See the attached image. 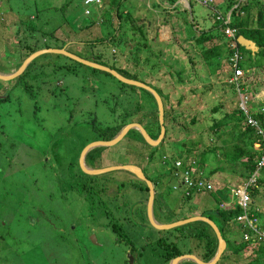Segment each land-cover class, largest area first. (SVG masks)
Returning a JSON list of instances; mask_svg holds the SVG:
<instances>
[{
    "label": "rangeland",
    "instance_id": "1",
    "mask_svg": "<svg viewBox=\"0 0 264 264\" xmlns=\"http://www.w3.org/2000/svg\"><path fill=\"white\" fill-rule=\"evenodd\" d=\"M135 1L131 0V3L135 5ZM137 1L144 6L143 1ZM196 1L187 0L185 3L184 0H175L174 3L178 6L175 11L179 12L181 9L189 7L188 9L194 10L193 16L199 18L196 25H201V22H211L213 10L210 5L204 4L202 0ZM215 1L220 3V7L227 2V0ZM246 1L251 2L252 8H258L256 0ZM128 2L129 0H115V3L109 5L103 1V7L99 8L94 5L84 6L82 0H8L2 4L6 5L8 10L0 8V12H9L11 8L12 11L25 17L23 26L18 25L17 32L15 30L14 33L8 31L15 41L3 44L6 52L10 51L14 56L22 54L23 51L25 53L26 50L21 48L22 44H30L32 40L40 39L42 31L51 32L52 28H58L54 27L57 23L62 22L60 31L63 30V33H58L59 37L57 38L59 41L65 40L66 49L68 47V49L75 50L78 55H91L90 57L93 59H95L93 54H100L103 51L107 58L96 56L94 63L100 64L98 62H101L111 65L115 62L117 66L127 69L133 76L126 78L135 82L142 81L148 87L144 88L140 83H134V81L126 83L114 74L103 72L105 69L96 65L79 64L70 55L52 53L37 60V62L43 61L42 63L34 61L33 68L28 69V72L21 77L23 81L13 77L14 79L0 82V87L6 86L5 90H0V226L9 225L10 234L15 235L14 242L24 248V253L27 256L20 257L19 252H16L20 257L17 264H127L125 259L130 256L136 259L134 264H167L160 258L161 247L154 246L153 243L139 249L137 253L134 251L132 254L128 253L126 244L112 229V226L116 225L114 223H121L122 229L126 231L125 234H129L133 240L138 237L141 225L144 224V229L149 237L152 240L157 238L158 231L156 228H151L148 223L150 222L148 217L149 190L148 192L145 190V184L148 186L149 179L145 180L136 173L124 169H110L88 178L82 171L78 178L80 180L76 185V191L66 190L63 196L56 194L55 191L49 193V190L43 187L41 182L44 178H39L37 182L39 191L35 193L33 190L27 193L21 188L26 182L22 181L21 164L23 162L26 166L27 163V171H29L32 168V159L28 157L43 155L42 146L45 160L52 159L54 153L52 154L49 149L52 150L53 145H56L58 156H62L63 165L71 171V168L80 164L79 156L82 148L93 141L101 140L102 134L107 132L108 127L121 123L125 125L137 123L143 128L147 126L150 130L154 126L151 121H155L158 115L154 109L155 105L157 107L156 98L152 92L154 90L160 96L164 110H166L164 123L171 125L166 128L168 135L160 138L158 143L152 144V141L140 139V135L142 137L143 135L136 128L140 135L135 132L132 134L127 132L118 142L95 150L92 154L93 157L108 156L98 163L100 166L114 164L112 161L114 160L115 164L123 165L125 162L136 165L134 167L141 166L143 169L146 167L149 176L158 175L167 168L170 164L169 160L173 156L187 150L188 140H195L194 137L199 136L201 130L210 125L213 120L211 111L213 107L221 105V108L219 107L221 112L234 111L236 106L241 109L239 100L231 92L232 87L227 82L230 77L228 62H223L216 71L209 74V70L205 68L199 55L200 48L209 44L206 42L205 44L192 45V40L185 39L186 32H192L195 28V25L192 27L190 21L181 20V25L166 24L169 15L162 11V16H157L154 18L155 20L152 19L154 24L149 23L147 26L151 33L146 35L145 39H148V44L145 48L136 44L113 45L112 42L107 41V32H118V24H112L114 18L111 14L117 9L119 12L123 10ZM257 2L259 6H264V0ZM166 5L168 6L166 8L175 7L168 0ZM36 10L39 11L37 18L30 19L28 16ZM160 10L163 9L160 8ZM223 11L222 9L219 12L223 13ZM182 14L184 18H188L187 11ZM89 19L93 25L91 24L87 28L84 25ZM172 20L175 21V17ZM34 21L36 24L33 23ZM30 23L36 26L35 29L42 27L43 30L31 33L26 28ZM76 24L80 27H77ZM165 25L167 26L165 27ZM23 27L24 31H19ZM155 28L156 30H154ZM202 28L199 26L198 33ZM165 30L166 33H164ZM214 30L212 29L211 33L218 36ZM121 32L120 30L119 33ZM129 36L127 29V37ZM220 36L224 35L220 34ZM134 37L135 40H142L137 35ZM100 38H102V42H100ZM51 39H48L49 43H52ZM223 40L222 37L215 38L213 41L220 43ZM90 41L92 44H89V48H87ZM129 41L131 40L129 39ZM82 44H85L83 49L79 47ZM226 46L224 44V47ZM112 49L118 55L117 61H113L112 56L110 57ZM63 51L65 50L63 49ZM240 52L243 55L240 63L242 64L243 61L250 63L252 56L246 51L240 50ZM13 55L10 54V57ZM25 58L20 62L17 57L16 63L20 62L21 64ZM190 58H194L195 62L190 61ZM256 58L261 62L259 68L253 66L246 70L248 81L251 78L257 81L250 85L252 89L256 85L258 86V82H264V56L258 53ZM8 59L9 56H6V60H0V69L6 74H11L17 71L18 67L17 64L13 65L9 72L7 69L13 62L10 63ZM64 64L67 65V68L63 67ZM91 67L97 70H93ZM193 73H197L196 78ZM210 86L211 88H209ZM25 88L28 89L25 90ZM248 93L249 96L244 98V100L248 99L247 103L245 102V106H243L246 110L254 109L257 104L263 105L264 96L261 92L256 95ZM241 104L244 103L241 102ZM136 116L140 120L134 121ZM192 117L195 119L194 123L190 122ZM245 121L246 117H243L242 122ZM59 127H61V131H58ZM78 132L86 139L74 142L73 144L76 146L73 147L70 143L73 142L72 137H75ZM177 133L182 134L177 137ZM224 136L228 135L224 134ZM14 146H19V149H14L13 153L11 151ZM150 152H153V157L149 160L146 156ZM160 158L164 159V163L158 162ZM87 163L91 164L89 160ZM75 170L78 171L77 168ZM241 170L242 168L238 167L234 173L237 175ZM146 172L141 174H146ZM43 173H46L47 176L50 175L46 171ZM100 179L107 183L106 193L115 189L118 194L117 200H113L115 203L109 206V212L106 211V206L110 202L99 201V199L101 200L100 194L80 192L82 184L91 181L93 190L98 192ZM211 179L217 185L224 184L221 186L225 188L226 195L224 197L231 193V187L242 184V177H237L229 172H225L224 175L211 176ZM115 186L117 188H114ZM168 186L171 187L172 184L169 183ZM62 187L63 192L65 186ZM30 194L37 196L35 201L30 199ZM50 194L53 196H49ZM179 194V190L170 188L168 197L165 196L166 199L158 195V200L154 203L156 205L154 210L157 214L154 212V216L157 219L162 217L161 219L169 220L183 217L184 213L186 215L202 213L201 216L209 217L211 212L203 211L200 208H204L205 205H208V209L214 206L215 202L208 198V194L201 193L198 199L193 201V204L196 205L193 211H188L192 205L191 202L182 201L179 203ZM21 195H23L22 198ZM259 195L254 201V206L264 216V196ZM142 202H144L143 217L139 204ZM119 203L122 206L128 203L127 206H123L125 211L122 210V207L117 206ZM157 203L160 208H157ZM136 205L138 208H135ZM163 205L164 207H162ZM218 207L221 209L230 208L229 199L224 200ZM163 208H165L164 211ZM159 209L163 213L157 211ZM169 209L170 211L167 212ZM63 213H65L64 218ZM54 215L60 220H54ZM196 221H202V227L199 228L212 236L214 230L208 221L195 220L192 221L193 224ZM258 222L264 224V219H258ZM197 226L194 225V228ZM220 226L222 225L220 224ZM184 229L189 230V227H184ZM234 231L236 230L234 229ZM224 232L226 231L224 230ZM93 235L96 240L92 237ZM170 238L168 237L166 240L170 241ZM190 238L182 233L177 242L178 247L184 249L182 250L184 252L187 249L189 251L186 252L187 254L201 257L206 249L207 241L201 237ZM136 241L138 242V240ZM218 242L217 238V244ZM252 246L250 245L246 249L242 254V259L236 263L232 259L239 255L229 252L230 256L220 263L218 260L214 264H246L249 257L255 256ZM86 249L88 252H85L86 257L83 259L80 254L82 256ZM10 250L3 254L0 253V264H14L12 259L15 256H10ZM183 264L198 263L193 260V262ZM260 264H264V261Z\"/></svg>",
    "mask_w": 264,
    "mask_h": 264
},
{
    "label": "trees",
    "instance_id": "2",
    "mask_svg": "<svg viewBox=\"0 0 264 264\" xmlns=\"http://www.w3.org/2000/svg\"><path fill=\"white\" fill-rule=\"evenodd\" d=\"M174 1L175 0H169L171 4H174ZM257 1L258 0H256V3L258 4L257 9L252 8L251 2H248L246 0H227L225 5L221 7L217 6L218 9L224 10L222 13L223 17L225 13L228 12L232 8V10L230 11L228 24L236 28L237 36L243 35L244 37L253 40L256 43V45H258L260 48V50L255 55H252L251 51L245 49L244 47L240 46L237 43L239 50H242V52L246 51L250 56H252L250 63L249 61H243L242 64L240 63L241 61L239 62V66L243 67L246 70H249L250 67L252 68L253 66L256 68H259L258 66L261 65V62L260 60L256 58V55L260 53L261 56H264V6H261V5L259 6V3ZM110 2L115 3V0H111ZM91 5L95 6V4H91ZM234 5L235 7H233ZM174 6L175 7L173 8H166V7L163 8L164 11H167L166 12L167 15H169L167 18L168 21H166L165 23L166 24L170 23L172 26L173 24L181 25L180 21L186 20L187 22L190 21V24H192V27L195 25V28L192 30V32H186L185 39L192 40V45L205 44L206 42L207 44H209L206 47L200 48L199 55H200V58L205 68L209 70L208 73L209 74L213 73L219 68V66L223 62H226L229 54H231V50L228 47L227 43L224 42V40L220 43L213 41L215 38H222L220 34H223V32L220 31L219 28L223 27L224 24L221 21H216L213 25H211L208 28L203 27L202 29H200V32L198 33V28L200 25H196V24H198L199 18L196 16L195 17L193 16L194 10L188 9L189 8L188 7V8L181 9L179 12H176L175 9L178 6L176 4ZM186 11L188 14L187 19L184 18V15L182 14V12H186ZM132 12H133L132 10H127L126 13H124L123 10H121L120 12L118 11V9L116 10V14H117L116 17L117 19H119L117 29L121 30L122 32L119 34H116V36L114 32H110V33L107 32V37H106L107 41L109 40L110 42H113L112 43L113 45L114 44H120V45L128 44L126 40H123L121 38L123 36L124 29L126 30L128 29L130 31L131 37H134V34H137L138 31H140L142 40L141 41L137 40L136 45L142 48L146 47V44H148L145 41L146 36L144 37L143 35L144 32L142 31V26L137 24L138 22L136 18L134 20V18L132 17ZM173 17H175V21L172 20ZM89 23H93V22H91V20L89 19L86 21V24L84 26L86 27ZM112 24L113 25L117 24V22L114 21ZM126 24L129 26H127ZM125 26L127 28H125ZM35 27L36 26H33L30 23V25H27L26 28L31 33L36 32L38 30H43L42 27H38L36 28L37 29L36 30ZM212 29H215L214 32H217L216 35L218 36H215L211 33ZM44 31H42V35H40V39H42L43 37H46L47 34L50 33V32H46V31L44 32ZM40 39L37 38L35 40L30 41L31 44H22L23 47L21 46V48L25 49L26 52L22 55L21 61L23 60V58H25V56H28L30 53H32L36 49L51 47L48 43H45V44L41 43V45H39L38 42L40 41ZM100 42H102V38H100ZM224 44L227 46L224 47ZM178 45L181 46V44H178ZM57 48L60 49L61 46H57ZM222 48H225V49H222ZM115 53H116L115 50H112V54L110 55V57L112 56L113 61H117L118 59V55ZM52 54L63 55V53L61 52H54ZM42 55L46 56L48 55V53L44 52L41 54V56ZM103 55L105 56V53L102 51L100 52V54L99 53L95 55L93 54V57H95V59H96V56L102 58ZM34 61H35V58H33L27 64L24 70L20 74L16 75L14 78L17 77L16 79H22L21 77L26 72H28V69L33 68V66L35 65ZM75 61H77L79 64L81 63L78 60H75ZM190 61H192L193 63L195 62L194 58H190ZM98 63L109 66L112 69H115L117 72L121 73L125 77H128V78L133 77L131 76V73L127 69H123L122 67L117 66L115 62L114 64H111V65H107L101 62H98ZM63 67L67 68V65L64 64ZM91 68L93 70H97L93 67ZM68 69H70V67H68ZM103 72L109 73L106 70H103ZM196 74L197 73H193L194 78H196ZM3 81L5 80L0 79V82H3ZM242 82L244 86H246L249 83L247 73L242 78ZM231 87L233 88L232 85ZM209 88H211V86ZM232 88H231V92L235 94V90L234 88L233 89ZM1 89L5 90L6 86L0 87V90ZM26 89L28 88H25V90ZM154 107H155L154 108L155 113H157L158 110H157L156 105ZM219 107L221 108V105L215 106L211 109L213 113V118H212L213 120H211L210 125L202 129L199 136L194 137L196 138L195 140L194 139L192 140L191 138H190L191 140H188L189 141L188 148L184 153L181 152L173 156L172 159L169 160L170 164L167 166L166 169L163 170V172L159 173L158 175L156 174L152 176L148 175L147 178L144 176L143 179L145 180L149 179V182L152 185V190H153L152 209H153V212L155 213L156 211L154 210V208L156 207V205L154 203L156 200H158L157 199L158 195L159 196L161 195L164 198L165 196L168 197V191L170 190V188L176 191L179 190L180 192L179 194L180 202L179 203H181L182 201H189L192 203V205H194L193 201L198 199V196L201 193L208 194L209 197H211V199L215 202L213 206L214 208L209 207V209H206L211 212L210 215H208L209 216L208 218L212 221L217 222L216 224L219 227L221 235L227 243V248H226L227 253H225L224 251L221 255V258H224L227 254H229L230 256V253L239 255L238 257L232 259L233 262L236 263L238 260L242 259V254L246 251V249H248L250 245H253L252 252L254 253L255 256L249 257V261H247L246 264H260L262 261H264V238L262 236H259L258 234H255L254 231L249 228H244L243 231H240L239 229L235 228L230 222H236L234 220V217L241 212V209L239 208V206L235 205L230 200H229V202H231L230 208L228 207L223 208V209L219 208L218 205L222 204L224 200H228L229 198L228 196L224 197L226 195V193H224L225 188L221 187L224 184H219V187L210 188V187H207L205 183L207 181H212L211 176L215 177V175L217 174L224 175L225 172L226 173L229 172L233 175H236V173H234V170L238 167L242 168V170L239 171V173L237 174L246 179H248L256 170V173L254 174V181L250 182L252 184L248 186V191L253 201H255V199L258 197L259 194L264 196V164L259 167L257 166V161L260 159V157L264 153V147L254 146V142L257 141V137L259 136V134L256 132L255 128L249 127L242 122V119L245 113L241 109H239L238 106H236L235 107L236 109L231 112H227V111L221 112L222 110H219ZM165 111L166 110H164V106H163V124L165 127L164 135L167 136L168 133H166V128L167 126L170 127L171 125L168 123L166 124L164 123L166 120ZM251 116H252V119H254L258 123V125L264 128V102H263V105L257 104L256 107L252 109ZM151 122L154 123V126H152L150 130L146 126L145 130L148 132L151 138L156 139L160 134V123H159L158 115H157V119L155 118V121L152 120ZM190 122L194 123L195 119L192 117L190 119ZM124 125H125L124 123H121L120 125L117 124L115 126L108 127L107 132H104V134H102L101 140L112 139ZM127 132L130 134L135 132L136 134L138 133L140 135V132L136 128H131ZM181 134L182 133H177L176 136L179 137L181 136ZM224 134H227L228 136L225 137ZM139 138L144 140V138L141 135ZM73 143L71 144V146L73 147L76 146ZM102 147L104 146H96L93 149L89 150L85 156L86 160H89L93 165L95 162L94 159L98 157H93L92 153L95 150H98ZM52 148H53L52 150L49 149L52 154L54 153V156L52 157V159L48 158L47 160H45L44 158L45 155L43 151H42L43 155L41 156L28 157L29 159H32V168L29 169V171H27L28 164L26 163V166H25L24 163L22 162L24 165V169H23L24 173H23L22 181L23 182L26 181L25 183H27L29 189H32L35 191V193H37L36 191H39V188L37 187L38 179L44 178L41 182L43 184V187L49 190V193H51V191H55L56 194L58 193L59 195L63 196L65 195L64 193L66 192V190H63L62 192V188H63L62 186L65 185V188H68V190L70 191L72 190L76 191V186L72 184L71 178L63 174V170H66V166L63 165V161L61 160L62 156L61 155L58 156V152H56L57 146L53 145ZM152 157H153V152H150L148 159L150 160L152 159ZM91 158H92V161H91ZM176 159L179 162V164L177 165L175 163ZM158 162H160V160H158ZM162 163H163V160H162ZM96 165L100 166L99 164H96ZM76 168L78 169V167L74 166V170ZM44 171H46L50 175L47 176L46 173H43ZM78 171L76 172H78L81 175L80 173L81 171L80 170ZM146 171L147 170L145 167V169H143L142 172H146ZM184 174H188L190 176V180L192 182L191 185H188L186 183L184 179V176H185ZM95 175L86 173L85 177L86 178L94 177ZM79 177L80 176H77V178L75 179L76 185L78 184L80 180L78 179ZM198 182H202L203 184L198 185ZM91 183L92 181L84 182L82 184V189L80 190V192L98 193L101 195V200L99 199V201H103L102 199L103 193L100 191L102 189L101 184L104 185L105 183H100V182L98 183V185L101 187L99 188L100 190L98 192L93 190ZM169 183L172 184L171 187L168 186ZM27 185L23 187V191H25ZM114 188H117V187L115 186ZM145 190L148 192L149 184L148 186L147 184H145ZM105 195H110L111 197H114L115 200H117L118 198L117 196L118 194L115 192V189L108 191ZM29 196H30V199L34 201L37 198L35 194H30ZM49 196H53V195L50 194ZM22 197L23 195H21V198ZM127 204L128 203H125L123 206H127ZM139 204L141 205L140 212L143 213L144 202L139 203ZM192 205L189 207L188 211H193L194 208L192 207ZM117 206L120 208L122 207V210H124L123 206L120 203ZM137 206L138 205H136L135 208H138ZM162 207H164V205ZM108 208L109 207L106 206L107 212H109ZM157 208H160L159 203H157ZM164 209L165 208H163V211ZM157 211H160L161 213H163L160 209ZM169 211L170 209L167 212ZM158 215H160L159 212H158ZM256 215H259V213L256 212ZM62 216L64 218L65 213H63ZM141 216L143 217L144 213ZM187 217H189V215H186L184 213L183 217H180V218L164 220V219H161L162 217L159 219L155 217V219L161 224H166V223H171L177 220L186 219ZM53 218L54 220L58 219L57 217H55V215L53 216ZM197 220H200V219H197ZM148 223L150 224L151 228H156V230L158 231V236L157 238H155V240H152L149 237L146 230L144 229V224L143 226L141 225L142 228L139 230L138 237L134 238L133 236L134 238L133 240H131L129 234H125L126 231L122 229L121 223L119 222L114 223L116 225H113L112 229L114 232L118 234L120 239L124 241V243L126 244L125 247H126V250H128V253L132 254V251L137 253L139 249H143L144 247H146V245H149V244L152 245L153 243L154 246L161 247L162 252L160 253V258L164 260L167 264L169 263L171 259L177 256H180L183 253H186L188 251L187 249L185 252L182 251L184 249H180L178 247L179 245H177V242L180 238V235H182V233L191 237L190 239L201 237L207 241V244L205 245L206 249L204 250L202 256L198 257L201 260L208 261L215 253V250L217 247L216 235L214 232L212 233V236L204 233L203 230L199 228V227H202V224H201L202 221H196L195 224H193V222L190 221V222L183 223L177 226H172L170 228H157L151 222H148ZM220 224L222 226H220ZM194 225H198V226L194 228ZM8 226L9 225H6L4 227L0 226V253L2 252L3 254L7 250H10L11 248L14 249V250H10L11 251L10 256H15V258L12 260L14 264H17L18 258L27 256V255L26 253H24L23 246L21 245L19 246L17 243L14 242L13 239L15 235L10 234ZM187 226L189 227V230L184 229V227H187ZM260 226L264 227V224H260ZM234 229L236 231H234ZM224 230L226 232H224ZM244 234H246V236ZM168 237H171L169 239L170 241L166 240ZM236 237H237V240H236ZM136 240H138V242ZM16 252H19L20 257L16 254ZM85 252H88L87 249L84 251L82 256L80 254V257H82L83 259H85L86 257ZM126 258L127 259H125L126 261L125 263L127 264H134L136 260L133 257L130 262L129 260L130 257H126Z\"/></svg>",
    "mask_w": 264,
    "mask_h": 264
},
{
    "label": "crops",
    "instance_id": "3",
    "mask_svg": "<svg viewBox=\"0 0 264 264\" xmlns=\"http://www.w3.org/2000/svg\"><path fill=\"white\" fill-rule=\"evenodd\" d=\"M105 1V3H108L109 5L111 4V0H104ZM134 1V0H133ZM143 1V3H145V4H143L144 6H142V5H140V3H138V1L136 0L135 2V5H133V3H131V0H129V2L127 3V5H126V7H124V9H123V12L124 13H126V11L127 10H133V12H132V17L134 18V20H135V18H136V20H137V24H139V25H141L142 26V31L144 32V37L146 36V35H148V33H151V31L147 28V26L149 25V23L150 24H154L153 23V20L152 19H154V18H157V16L159 17H161L162 15H161V13H162V11H164V9L163 8H165V7H168L167 5H166V1L167 0H139V2H142ZM189 1V0H188ZM4 2H8V0H0V8H2V9H7V6L6 5H2ZM168 2H169V0H168ZM170 3V2H169ZM185 3H186V1H185ZM171 4V3H170ZM174 5H175V3H174ZM132 6V7H131ZM160 8L161 9H163V10H160ZM8 10V9H7ZM11 11V12H10ZM167 11H165V13H166ZM39 13V11L38 10H36L34 13H32L31 15H29L28 17L30 18V19H33V20H35V18H37V14ZM111 16L114 18V21H116L117 22V24L119 23V19H117V14H116V11L114 12L113 11V14H111ZM23 19H25V17L24 16H22V15H20L18 12H14V11H12V9L10 8L9 9V12L8 11H3V12H0V60L1 59H3V60H6V56H9V61H10V63L11 62H13V64H11V65H9L10 67H9V69H7L9 72H11L10 70L12 69V67H13V65H15V64H17V67H19V64L20 63H16V61H17V57H19V59H20V61H21V58H22V54L24 53V51L22 52V54H18V55H13V53H10V51L9 52H6V50H5V48H4V45L3 44H7V43H9V42H11V43H13V41H15V39H12V37H11V35L8 33V31L9 32H13L14 33V30H15V32H17L18 30V25H21V26H23ZM10 20H12L11 22H9ZM155 20V19H154ZM100 21H102V20H100ZM33 23H35L36 24V22L34 21ZM62 24V22L61 23H57L54 27H58V28H52V31L50 32V33H48L47 34V36L46 37H43L42 39H40V41L38 42V44H41V43H43V44H45V43H48L51 47L50 48H47V49H51V50H49V51H47V53L48 54H50V53H54V52H61V51H58V50H56V49H59V48H57V46H61V48L60 49H64L65 51H67V52H69L70 54H72L74 57H76V58H78V59H83V60H86V61H89V62H91V63H94L93 61H95V59H93L92 57H90L89 55L87 56V55H78L77 53H76V51L75 50H72V49H68V47H67V49H66V46H64V45H66V42H65V40L63 39V40H58V38L57 37H59L58 36V33H63V30L62 31H60V28H61V25ZM93 25V23H89L86 27L88 28V27H90V25ZM211 25H213L212 23L210 24V21H207V22H201V25L200 26H202V27H204V28H208V27H210ZM76 26L77 27H79L78 26V24H76ZM167 25H165V27H166ZM20 28V27H19ZM118 28V27H117ZM125 28H127L126 26H125ZM70 29V28H69ZM86 29V28H85ZM71 30V29H70ZM126 29H124V31H125ZM154 30H156V28L154 29ZM19 31H24V27L23 28H21ZM120 30L118 29V32H119ZM148 31V32H147ZM156 32V31H155ZM108 33H110V32H108ZM154 33V32H153ZM164 33H166V30H165V32ZM135 35H137V36H139V37H142L141 35H140V31H138V33L137 34H135ZM54 36V37H53ZM52 38V39H51ZM48 39H51L52 40V43H49L48 42ZM97 39V38H96ZM16 40H18V39H16ZM54 40V41H53ZM84 43V42H83ZM127 43L128 44H131L130 43V41L128 40L127 41ZM30 44H31V42H30ZM89 44H92V42L90 41V43L88 42V44H87V48H89ZM134 44H136V41L134 42ZM85 45V44H84ZM83 44L81 45V46H79L80 48H82L83 46H84ZM74 48H76V47H74ZM40 49H46V48H39V49H36L35 51H33V52H36V51H39ZM83 49V48H82ZM90 49H91V47H90ZM69 50V51H68ZM7 53H9V55H7ZM42 53H44V52H38L37 54H35L30 60H29V62L33 59V58H35V62H37V60L38 59H40L41 60V58L40 57H42V56H40ZM61 53H63V52H61ZM10 54H12L13 56H11L10 57ZM63 55H67V54H65V53H63ZM43 57H45V56H43ZM104 57V55L102 56V58ZM106 58H107V56H105ZM76 58H73V59H75L76 60ZM109 60L111 61V59L109 58ZM8 62V61H7ZM28 62V63H29ZM35 62H34V64H35ZM39 62H43V61H38L37 63H39ZM27 63V64H28ZM81 63H84V62H82L81 61ZM84 64H86V65H89V64H87V63H84ZM27 66V65H26ZM90 66H94V65H90ZM5 67V66H4ZM8 68V67H7ZM6 69V68H5ZM24 70V69H23ZM0 73H3L4 75L6 74V72H3V70L2 69H0ZM136 119H139L138 118V116H136L135 118H134V121H137ZM140 120V119H139ZM125 136V135H124ZM99 146V145H98ZM101 146H105V145H101ZM84 148V147H83ZM94 148V147H93ZM90 150V149H89ZM82 151V150H81ZM88 152V150L85 152V154H84V157H83V164H86V166H88V168L89 169H98V168H105L106 166H110V165H112V166H116L115 168H112V169H124V170H127V171H129V172H133L132 170H130L129 168H128V166L129 165H132V164H129V163H125L124 162V164L123 165H120V164H115L116 162L114 161V160H112L113 162H114V164H108V165H105V166H97L96 164H98V163H100L102 160H104V158L106 157V158H108V156L107 155H105V156H103V155H99V157L98 158H96V159H94V164L92 165V163L91 164H89V163H87L86 161V158H85V156H86V153ZM81 154V153H80ZM149 156V155H148ZM148 156H146L147 157V159H148ZM93 158V157H92ZM92 158H91V161H92ZM169 158V157H168ZM162 160H163V163H164V159L163 158H160V162L162 163ZM177 161V159L175 160V162ZM132 166H136V165H132ZM121 167V168H120ZM138 168H139V171L142 173V171H143V167H139V166H137ZM87 174H90V173H87ZM101 174V173H100ZM91 175H95V174H91ZM143 176H145L146 178H147V176H148V174H147V172H146V174L144 173L143 174ZM150 176H152V175H150ZM104 183H106V182H104ZM214 183V182H213ZM107 184V183H106ZM215 184V187H219V185H217L216 183H214ZM99 188H101L100 186H98ZM100 192H102L103 193V196H102V199L103 200H107L108 202H110L109 204H108V207L109 206H111L112 204H113V200H115V198L114 197H111L110 195H105L106 194V189H102ZM208 198H211V197H208ZM152 200H153V198H152ZM213 201V200H212ZM103 202V201H102ZM196 204V203H195ZM207 204H208V202H207ZM208 205H205V207L204 208H202V207H200L201 208V210H203V211H205L206 209H208V207H207ZM192 207L193 208H195L196 207V205H192ZM151 216H152V218L154 219V220H156L155 219V217H154V212H153V209H152V202H151ZM260 213H261V217H262V219H264V216L262 215V212L260 211ZM202 215V213H195V214H193V213H191V215H189V217H191V216H201ZM189 217H187V218H189ZM156 222L157 223H159L157 220H156ZM159 224H161V223H159ZM216 224V223H215ZM216 226L218 227V225L216 224ZM213 229V228H212ZM218 229H219V227H218ZM220 231V230H219ZM214 232V231H213ZM215 233V232H214ZM221 233V232H220ZM216 235V234H215ZM217 238V237H216ZM225 240V239H224ZM219 243V242H218ZM225 243H226V241H225ZM217 246H218V244H217ZM217 248V247H216ZM226 248H227V243L225 244V248H224V250L222 251V253L225 251V253H227V250H226ZM216 251V250H215ZM200 253H201V250H200ZM222 253H221V255H222ZM194 256H196V255H194ZM229 256V254H227L224 258H221V256H220V258L218 259L219 260V263L221 262V261H223L224 259H226V257H228ZM196 257H200L199 255L198 256H196ZM188 257H185V258H182L181 260H179L178 262H175V264H182L183 262H185V263H188V262H193V260L192 259H187ZM200 259V258H199ZM201 260V259H200ZM217 260V261H218ZM203 261V260H202ZM168 264H171V262L169 261V263Z\"/></svg>",
    "mask_w": 264,
    "mask_h": 264
},
{
    "label": "water",
    "instance_id": "4",
    "mask_svg": "<svg viewBox=\"0 0 264 264\" xmlns=\"http://www.w3.org/2000/svg\"><path fill=\"white\" fill-rule=\"evenodd\" d=\"M237 42L240 46L244 47L245 49L251 51L252 54H254L257 50H258V46L256 45V43L249 39V38H246L244 37L243 35H238L237 36ZM51 49H40L39 51H36V52H32L31 54H29L25 60L20 64V66L18 67L17 71H15L14 73H11V74H0V79H11L13 77H15L16 75H18L27 65V63L29 62V60L35 55L37 54L38 52H47ZM58 51H61L67 55H70L72 58H76L74 57L72 54H70L69 52L67 51H63L61 49H56ZM76 60L78 61H82L84 63H87L89 65H96L98 67H100L101 69H105L106 71H108L109 73L111 74H114L115 76H117L119 79L125 81L126 83H132L134 80H130L124 76H122L121 74H119L118 72H116L115 70L107 67V66H103V65H100V64H97V63H91L89 61H86V60H83V59H78L76 58ZM134 83H140V85L144 88H148L147 85L143 82H135ZM155 95V98H156V102H157V112H158V119H159V123H160V134L159 136L156 138V139H153L150 137V135L148 134V132L145 130V128H143L141 125L137 124V123H128L126 125H124L119 131L118 133L110 140H98V141H94V142H91L87 145L84 146V148L82 149L81 151V154H80V157H79V161H80V165L82 167V169L87 172V173H90V174H99V173H102L104 171H107V170H110L112 168H115L116 166H111V167H105V168H96V169H89L88 167H85L83 165V157H84V154L85 152L92 148L93 146H96V145H112L116 142H118L119 139H121L122 137H124V135L127 133V131L131 128H137L141 134L143 135L144 139L148 142H151L152 144H156L158 143V141L160 140V138H162L164 136V132H165V127H164V124H163V104H162V101H161V98L160 96L154 92V90L152 91ZM128 168L130 170H132L134 173H136L137 175H139L140 177L144 178V176L141 174V172L138 170L137 167H134L132 165H129ZM135 168L138 170H135ZM148 184H149V200H148V217H149V220L150 222L156 226L157 228H170L172 226H177V225H180V224H183V223H187V222H190V221H193V220H197V219H200V220H206L209 222V224H211L215 234H216V237L218 238V246L216 248V251L214 253V255L208 260V261H202L200 260L198 257L194 256V255H190V254H184V255H180V256H177L173 259L170 260L171 264H175V262H178L179 260H181L182 258H185L186 256L187 257H190L192 260H194L195 262H197L198 264H214L215 262H217V260L219 259L222 251L224 250L225 248V240L223 239V237L221 236V233L218 229V227L216 226L215 223L212 222V220H210L209 218L207 217H203V216H193V217H189V218H186V219H182V220H177V221H174V222H171V223H166V224H159L156 222V220H154L151 216V202H152V198H153V190H152V185L151 183L148 181ZM94 239L95 237L92 236ZM96 240V239H95ZM131 256L129 258L130 262H131Z\"/></svg>",
    "mask_w": 264,
    "mask_h": 264
},
{
    "label": "built area",
    "instance_id": "5",
    "mask_svg": "<svg viewBox=\"0 0 264 264\" xmlns=\"http://www.w3.org/2000/svg\"><path fill=\"white\" fill-rule=\"evenodd\" d=\"M210 0H202L204 4H207ZM83 4L85 6L95 4L96 7H101L102 6V0H82ZM231 10V9H230ZM229 16H230V11L224 15V17L218 13L214 14L215 19H222V22L224 24L223 27V32L225 35V39L228 42V45L232 49V53L229 56V64L231 66V71L233 72L230 77H229V83L235 87L238 96H239V102H240V107L245 113L247 123L250 124L251 126H254L257 129V133L261 137L260 141L263 144L264 147V131L259 128L257 122L250 117L249 111L246 110L243 106H245V102L248 100H244V98L248 97V94L243 93V86H242V70L239 68L238 63L242 59L241 53L238 49L237 42H236V28L230 26L229 23ZM243 102L244 104H241ZM247 103V102H246ZM176 165L179 164L178 160L175 162ZM264 164V153L261 156L260 160L258 161V166H261ZM184 179L188 185H191L192 182L190 180V176L188 174H184ZM213 181H207L205 184L207 187L210 188H215V184ZM202 182H198V185H202ZM249 184V183H248ZM247 183H244L243 185H237L231 188L232 194L237 197V204L241 207L242 212L241 214L236 216V220L239 222H243L245 226H247L249 229L253 230L254 232H258L259 230L256 227V218L253 216V214L248 213V201H249V194L247 192ZM262 237L264 238V230L261 231ZM246 236V234H244Z\"/></svg>",
    "mask_w": 264,
    "mask_h": 264
},
{
    "label": "clouds",
    "instance_id": "6",
    "mask_svg": "<svg viewBox=\"0 0 264 264\" xmlns=\"http://www.w3.org/2000/svg\"><path fill=\"white\" fill-rule=\"evenodd\" d=\"M104 1V0H103ZM196 1V0H195ZM184 2H185V0H184ZM197 2V1H196ZM103 3V2H102ZM186 3H187V0H186ZM208 5H210V7L212 8V13H211V15H212V18H211V22H210V24L212 23H214V22H216V21H221L222 22V19L220 20V19H215L214 18V14H218V13H220L219 11L220 10H218V8H217V6H220V3L219 2H216L215 0H210L208 3H207ZM101 7H103V4H102V6ZM101 7H99V8H101ZM216 7V8H215ZM233 7H235V5L233 6ZM231 10H232V8H231ZM231 10H229V11H231ZM228 11V12H229ZM228 12H226L225 14H227ZM221 15H222V13H220ZM223 23V22H222ZM224 27V26H223ZM223 27H221V28H219L222 32H223ZM114 33H115V36H116V34H118L119 32H115L114 31ZM128 34L130 35L129 37H127V30H125L124 32H123V36L121 37L123 40H126V42L130 39L131 41H130V43L131 44H134V42L135 41H137V40H135V37H131V34H130V31L128 30ZM223 35H224V32H223ZM134 36H135V34H134ZM223 38H224V42H226L227 43V45H228V42H227V40L225 39V35L224 36H222ZM141 41V40H140ZM145 41L148 43V39H145ZM236 42H237V33H236ZM113 43V42H112ZM238 43V42H237ZM258 46V45H257ZM228 47L230 48V46L228 45ZM112 50H114V49H112ZM230 50H231V53H232V49L230 48ZM260 50V48H259V46H258V50L253 54V55H255L258 51ZM240 51V50H239ZM241 53V52H240ZM231 54H229V56H230ZM229 56H228V59H229ZM241 57H242V59H243V56H242V54H241ZM226 60L227 62H228V65H229V68H230V75L233 73L232 71H231V66H230V64H229V60ZM241 59V60H242ZM240 60V61H241ZM113 62V61H112ZM100 65H102V64H100ZM103 66H106V65H103ZM238 66H239V63H238ZM107 67H109V66H107ZM109 68H111V67H109ZM239 68L242 70V72H243V74H242V77H241V81H242V78L244 77V75L246 74V69H244L243 67H240L239 66ZM112 69V68H111ZM113 70H115V69H113ZM116 71V70H115ZM108 72V71H107ZM117 72V71H116ZM119 73V72H118ZM119 74H121V73H119ZM122 75V74H121ZM123 76V75H122ZM125 77V76H124ZM255 79H252L251 78V80L249 81V83L246 85V86H244L243 85V82H242V86H243V93H245V94H248L249 95V93L248 92H250L252 95L254 94V95H256L258 92H261L262 93V96H264V82H262V83H260V82H258V86L256 85L255 87H254V89H252L251 88V84H255ZM142 82V81H141ZM227 82L229 83V80H227ZM257 82V81H256ZM144 83V82H143ZM233 86V85H232ZM234 88V90H235V94H236V98L239 100V96H238V93H237V91H236V89H235V87H233ZM260 88V89H259ZM263 102H264V100H263ZM240 109V108H239ZM242 110V109H241ZM243 111V110H242ZM251 111H252V109L251 110H249V114H250V117L252 118V116H251ZM243 117H246L245 115L243 116ZM244 124L245 125H247V126H249V127H252V128H255L254 126H251L250 124H248L247 123V120L244 122ZM258 124V123H257ZM259 126V128H261L263 131H264V128H262L260 125H258ZM256 129V128H255ZM256 132H257V129H256ZM260 139H261V137L260 136H258L257 137V141H255L254 142V145L256 146V147H263V144L261 143V141H260ZM263 155V154H262ZM261 158V157H260ZM260 160V159H259ZM258 160V161H259ZM258 161H257V166H258ZM259 167V166H258ZM257 167V168H258ZM256 173V170L254 171V173L248 178V179H246V178H243L242 177V184L241 185H243L244 183H249L248 184V186L249 185H251L252 183H250V182H252V181H254V174ZM235 176H237V177H241L240 175H235ZM240 185V184H239ZM237 186V185H236ZM234 187V186H233ZM232 188V187H231ZM231 188H230V190H231ZM247 192H248V194H249V201H248V205H249V207H248V213H250V214H253V216L256 218V227H257V229L259 230L258 232H254L255 234H258L259 236H262V234H261V231H263L264 230V227H261L260 226V224H259V222H258V219H262V217H261V213H260V210L258 209V208H255V206H254V201H253V199H252V197H251V195H250V193H249V191H248V187H247ZM228 199L230 200V201H232L235 205H237V206H239L238 204H237V197L235 196V195H233L232 194V191H231V193L228 195ZM252 203H253V205H252ZM231 204V202H229V205ZM239 208L241 209V207L239 206ZM256 212H258L259 213V215H256ZM241 213H243L242 212V209H241V212L239 213V214H241ZM238 214V215H239ZM237 216V215H236ZM236 216L234 217V220L236 221V222H230L234 227H236L237 229H239L240 231H243L244 230V228H248L247 226H245L244 224H243V222H239L238 220H236ZM263 220V219H262ZM214 223V222H213ZM262 228V229H261ZM222 236V235H221ZM224 239V238H223ZM221 256V255H220ZM220 258V257H219Z\"/></svg>",
    "mask_w": 264,
    "mask_h": 264
},
{
    "label": "flooded vegetation",
    "instance_id": "7",
    "mask_svg": "<svg viewBox=\"0 0 264 264\" xmlns=\"http://www.w3.org/2000/svg\"><path fill=\"white\" fill-rule=\"evenodd\" d=\"M4 75V74H3ZM4 80H9V79H4ZM58 131H61V127H59V130ZM66 133H67V131L66 132H64V136L66 135ZM69 134V133H68ZM76 136L75 137H72L73 138V142H76V141H81V140H83V139H86V137H82L80 134H79V132L77 133V134H75ZM98 141V140H97ZM72 142V143H73ZM94 142V141H93ZM72 143H70V145L72 144ZM96 146H98V145H96ZM96 146H93V147H96ZM99 146H101V145H99ZM105 146H107V145H105ZM93 147L92 148H90V150L91 149H93ZM19 149V146L18 147H16V146H14V148L12 149V151L11 152H13L14 153V149ZM83 149V148H82ZM42 151H43V146H42ZM88 151H89V149H88ZM56 152H57V150H56ZM16 155H17V153H16ZM80 157V156H79ZM97 157H99V156H97ZM85 167H88V166H86V164H83ZM68 166V165H67ZM69 167V166H68ZM77 167H78V170H80L81 172L83 171V172H85L83 169H82V167H81V165L80 164H78L77 165ZM121 168V167H120ZM24 165H23V163L21 164V170H22V172L24 173ZM108 171V170H107ZM106 171V172H107ZM78 172H76L75 170H74V168L70 171V170H68V169H66V170H63V174L65 175V176H68L69 178H71V182H72V184L74 185V186H76V184H75V179L77 178V176H80V174H77ZM85 173H87V172H85ZM102 173H104V172H102ZM61 177V176H60ZM80 178V177H79ZM100 183H104L105 181H103L102 179H100V181H99ZM22 184V183H21ZM20 184V185H21ZM25 185H27V183H24L23 184V186L21 187L22 189H23V187L25 186ZM107 184H104V185H102L101 184V187L103 188H106L105 186H106ZM65 186V185H64ZM20 188V189H21ZM65 188V187H64ZM19 189V190H20ZM65 190H68V188H65ZM102 190V189H101ZM30 191H33L32 189H29V187H28V185H27V187H26V189H25V191L24 192H30ZM68 191H70V190H68ZM98 246H101V245H98Z\"/></svg>",
    "mask_w": 264,
    "mask_h": 264
},
{
    "label": "bare ground",
    "instance_id": "8",
    "mask_svg": "<svg viewBox=\"0 0 264 264\" xmlns=\"http://www.w3.org/2000/svg\"><path fill=\"white\" fill-rule=\"evenodd\" d=\"M0 74H3V73H0ZM135 170H137L136 168H135ZM138 171V170H137ZM94 236V235H93Z\"/></svg>",
    "mask_w": 264,
    "mask_h": 264
}]
</instances>
